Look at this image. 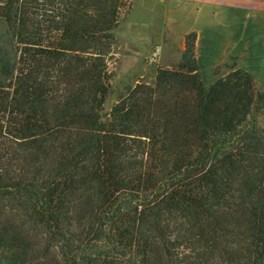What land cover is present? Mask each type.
Segmentation results:
<instances>
[{"label":"trees","instance_id":"16d2710c","mask_svg":"<svg viewBox=\"0 0 264 264\" xmlns=\"http://www.w3.org/2000/svg\"><path fill=\"white\" fill-rule=\"evenodd\" d=\"M133 0H0V264H264V90L177 68L109 114Z\"/></svg>","mask_w":264,"mask_h":264},{"label":"crops","instance_id":"0c3cea01","mask_svg":"<svg viewBox=\"0 0 264 264\" xmlns=\"http://www.w3.org/2000/svg\"><path fill=\"white\" fill-rule=\"evenodd\" d=\"M149 1L157 11L152 6L150 18L141 24L128 20L118 30L120 36L134 33L143 45L156 39L166 48L163 36H155L156 14L162 10L176 57L184 54L186 36L197 34L196 54L206 84L240 69L253 73L258 89L264 90V0Z\"/></svg>","mask_w":264,"mask_h":264},{"label":"rangeland","instance_id":"374dc122","mask_svg":"<svg viewBox=\"0 0 264 264\" xmlns=\"http://www.w3.org/2000/svg\"><path fill=\"white\" fill-rule=\"evenodd\" d=\"M155 5L149 0H133L130 15L122 21L116 31L118 41L115 47L116 61L114 60L111 66L114 77L111 81V93L105 105L106 114L111 112L113 105L125 94L127 89L133 88L138 81L153 82L159 68H177L182 60V57H176L177 53L175 52L174 45H172L171 39L166 33L162 10L158 14L155 13V36H163L167 43L166 48L162 49V46L156 42V39H154V42L151 41V45H143L142 41L136 38V34H127L125 37H122L118 32L120 27L124 26L131 18L137 24H141L144 20L149 19L150 8L153 6L151 8L152 11H157ZM149 30H152V27ZM262 126L264 127V120H262Z\"/></svg>","mask_w":264,"mask_h":264}]
</instances>
